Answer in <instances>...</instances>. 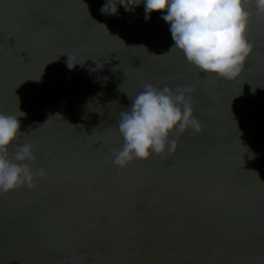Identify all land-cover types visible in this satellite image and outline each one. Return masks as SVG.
<instances>
[{
    "label": "water",
    "instance_id": "obj_1",
    "mask_svg": "<svg viewBox=\"0 0 264 264\" xmlns=\"http://www.w3.org/2000/svg\"><path fill=\"white\" fill-rule=\"evenodd\" d=\"M121 2L0 0V112L25 113L9 152L31 143L47 173L0 194V264H264V15L250 4L228 80ZM145 84L190 87L201 131L120 168L119 113Z\"/></svg>",
    "mask_w": 264,
    "mask_h": 264
},
{
    "label": "clouds",
    "instance_id": "obj_2",
    "mask_svg": "<svg viewBox=\"0 0 264 264\" xmlns=\"http://www.w3.org/2000/svg\"><path fill=\"white\" fill-rule=\"evenodd\" d=\"M141 3L146 21L151 12H162L174 41L170 51H181L185 61L202 73L228 80L238 77L253 50L247 38L250 4L264 15V0H122L119 5L129 10ZM101 11L115 14L117 9L105 11L103 7ZM191 91L190 87L145 84L131 98L127 110L119 113L117 130L123 143L119 150H113L112 163L124 168L153 154L171 155L178 146V139L171 138L173 134L189 129L199 133L201 124L193 112ZM24 115L22 111L0 112V194L20 186L31 189L37 177L47 175L44 168L33 171L29 162L34 163L36 156L31 143L17 144L9 152L18 135L24 133L19 120Z\"/></svg>",
    "mask_w": 264,
    "mask_h": 264
}]
</instances>
